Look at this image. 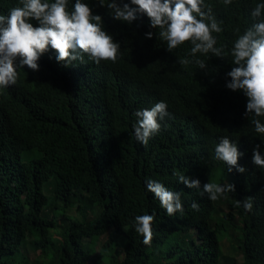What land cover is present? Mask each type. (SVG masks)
<instances>
[{
  "label": "trees",
  "instance_id": "trees-1",
  "mask_svg": "<svg viewBox=\"0 0 264 264\" xmlns=\"http://www.w3.org/2000/svg\"><path fill=\"white\" fill-rule=\"evenodd\" d=\"M82 2L120 44L116 63L97 65L85 55L65 67L49 46L38 71L17 67V83L0 87V264H19L27 246L45 264H89L105 237L96 264H219L226 237L241 264H264V168L252 162L256 145L264 156V134L245 115L247 97L226 87L236 67L233 43L264 0H204L223 29L213 33L222 57L197 54L206 70L178 63L193 59L191 44L168 52L146 15L129 24L113 18L109 0L104 7ZM74 3L68 0L69 11ZM18 6L0 0V15ZM160 101L169 115L143 145L134 136L135 113ZM222 137L242 153L245 173L215 159ZM33 149L43 157L24 163L23 152ZM180 175L200 188H187ZM146 179L180 192L183 211L168 216ZM209 182L233 184L235 192L212 201L202 194ZM248 197L251 212L238 203ZM138 215L155 216L150 245L135 232Z\"/></svg>",
  "mask_w": 264,
  "mask_h": 264
},
{
  "label": "clouds",
  "instance_id": "clouds-1",
  "mask_svg": "<svg viewBox=\"0 0 264 264\" xmlns=\"http://www.w3.org/2000/svg\"><path fill=\"white\" fill-rule=\"evenodd\" d=\"M21 6L10 9L7 16L0 15V87L15 85L18 79L17 67L39 70L37 61L44 55L49 46L57 53L56 60L67 67L70 63L82 60L85 55L89 60L99 65L102 61L116 63L120 44L102 26V18L93 15L88 4L75 0L72 10H68V0H19ZM101 7L105 0H98ZM231 5L232 0H223ZM122 5V6H121ZM134 5L135 7H132ZM107 8L117 21L131 24L140 15H146L150 27L158 30L160 39L167 43L168 52L189 42L190 55L193 58L180 59L178 63L188 65L195 63L201 70H206L204 60L197 54L222 57L223 48H218L213 33L222 32L221 23L212 14L204 0H109ZM253 23L242 35H238L231 48L232 64L236 65L227 77L230 82L226 87L232 91H241L247 97L246 113L253 117L252 124L257 134H264V124L259 117H264V3L257 4L251 12ZM35 20L38 27L30 22ZM239 31V30H237ZM146 39H152L149 31ZM17 61L19 64L17 65ZM168 105L164 101L157 102L151 108H145L135 113L136 124L133 125L136 141L147 145L161 128L158 121L169 115ZM215 159L224 162L228 172L233 168L241 174L246 169L238 165L242 155L235 144L227 137H222L215 147ZM252 162L255 166L264 168V156L260 146L253 149ZM179 182L190 189H199L200 181L192 180L184 175L179 176ZM146 190L160 202L168 216L183 211L181 193L168 190L162 183L146 179ZM234 193L233 184L219 185L206 183L202 194L216 201L226 193ZM252 198L239 201L245 211L251 212ZM192 208L199 210L193 203ZM154 215H138L135 218V232L143 237L142 243L150 245L153 239L152 223Z\"/></svg>",
  "mask_w": 264,
  "mask_h": 264
},
{
  "label": "rangeland",
  "instance_id": "rangeland-1",
  "mask_svg": "<svg viewBox=\"0 0 264 264\" xmlns=\"http://www.w3.org/2000/svg\"><path fill=\"white\" fill-rule=\"evenodd\" d=\"M42 157H43V154L39 150L33 149L31 151L23 152L22 161L24 163H28L36 159H40ZM224 212L227 213L228 211L226 210ZM95 213L96 212H94V214ZM94 214L91 213V216L94 217L95 216ZM108 239H109L108 237H105L104 239H102V241L96 244V247H95L96 253L94 254L89 264H96V261L98 260V257L102 251V246L104 243H106ZM233 242L234 241L230 237H226L222 240V255H221V260L219 264H241V257H240L241 255L234 252V249L231 246L233 245ZM124 256L125 255L123 254L121 256V259H124ZM44 260L45 259L41 255L40 251L35 252L33 248H31L30 246L29 247L27 246L25 250V259H22V260L20 259L19 264H45ZM107 261H108V258H104L103 264H107Z\"/></svg>",
  "mask_w": 264,
  "mask_h": 264
}]
</instances>
